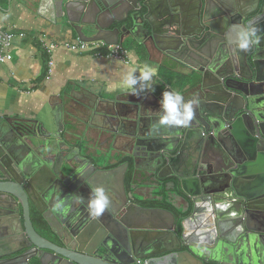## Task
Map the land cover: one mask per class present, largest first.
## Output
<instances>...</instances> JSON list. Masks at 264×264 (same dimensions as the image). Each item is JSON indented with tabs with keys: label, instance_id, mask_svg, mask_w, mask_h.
<instances>
[{
	"label": "water",
	"instance_id": "obj_1",
	"mask_svg": "<svg viewBox=\"0 0 264 264\" xmlns=\"http://www.w3.org/2000/svg\"><path fill=\"white\" fill-rule=\"evenodd\" d=\"M22 1L79 42L123 46L132 38L147 52L150 41L162 45V64L187 78V100L199 103L187 124H165L161 95L156 118L121 138L133 181L151 193L163 188L178 217L130 199L131 162L106 169L118 139L93 149L60 117L54 131L0 121V204L6 215L22 208L25 221L24 244L0 264H264V0ZM250 25L260 41L245 48ZM101 175H119V191ZM97 187L117 203L109 196L111 209L91 215ZM65 197L67 214L53 211ZM32 208L54 241L35 227ZM149 215L161 223L130 227Z\"/></svg>",
	"mask_w": 264,
	"mask_h": 264
},
{
	"label": "crops",
	"instance_id": "obj_2",
	"mask_svg": "<svg viewBox=\"0 0 264 264\" xmlns=\"http://www.w3.org/2000/svg\"><path fill=\"white\" fill-rule=\"evenodd\" d=\"M152 12V23L158 25V10L155 8ZM81 44L75 38L60 34L36 11L27 9L22 0H0V56L12 57L0 63V121L43 126L54 131L55 122L60 117L66 130L73 129L80 139L90 140L93 149L99 147L106 137L118 139L114 149L110 150L114 156L106 165V169H114L123 164L120 163L123 159L132 161L130 156H124L128 154L123 153L122 135L130 133L135 123L141 121L139 126L145 129L146 121L156 118L152 106L158 103L164 91H177L187 100V78L165 68L162 45L157 47L154 41L149 42L147 52L136 40L129 38L119 46L127 51L121 59L111 56L106 49L78 50ZM145 64L156 69L152 80L154 90L132 94L123 83L124 76L132 69H136L138 76ZM142 166L145 168L146 165ZM128 172L125 184L130 199L144 205L153 200L168 202L161 189L156 188L151 193L148 188H141L145 187L143 184L133 180L128 187ZM98 178L105 184L108 181L110 188L119 191V175ZM106 193L116 202L113 194ZM2 207L0 204V256L5 255L3 257L7 259L9 251L24 244L19 233L25 221L22 208L12 216L6 215L8 209ZM36 212L32 208L35 227L43 232L44 237L54 241L52 233L49 235L39 226L40 222H35ZM141 218L134 217L130 227L146 231L151 229L153 222L161 223L155 217L150 220V215L149 219Z\"/></svg>",
	"mask_w": 264,
	"mask_h": 264
},
{
	"label": "clouds",
	"instance_id": "obj_3",
	"mask_svg": "<svg viewBox=\"0 0 264 264\" xmlns=\"http://www.w3.org/2000/svg\"><path fill=\"white\" fill-rule=\"evenodd\" d=\"M258 29L251 25L244 33L242 46L248 47L255 38V42L259 43L260 37L257 34ZM156 75V69L148 64L139 71L137 76L136 69H132L124 76L123 83L132 90V94L139 95L146 90H154L152 85L153 77ZM139 85V87H137ZM161 107L163 115L162 123L183 125L187 124L193 117L195 107L198 106V99L185 100L183 95L177 91H164L162 94ZM83 174V170H80ZM67 198L60 199L54 206L53 211L67 214L68 207L66 204ZM89 211L91 215H100L106 210H110L112 201L102 187H97L91 193L88 201Z\"/></svg>",
	"mask_w": 264,
	"mask_h": 264
},
{
	"label": "built area",
	"instance_id": "obj_4",
	"mask_svg": "<svg viewBox=\"0 0 264 264\" xmlns=\"http://www.w3.org/2000/svg\"><path fill=\"white\" fill-rule=\"evenodd\" d=\"M106 49L108 50L109 54L115 58L121 59L123 56L127 55V51H123L119 46H107L104 43H83L78 47V50L86 51L89 49ZM101 55V54H99ZM11 56H0V63L5 62L6 60H11ZM52 65V63H51Z\"/></svg>",
	"mask_w": 264,
	"mask_h": 264
},
{
	"label": "trees",
	"instance_id": "obj_5",
	"mask_svg": "<svg viewBox=\"0 0 264 264\" xmlns=\"http://www.w3.org/2000/svg\"><path fill=\"white\" fill-rule=\"evenodd\" d=\"M4 1H6V0H4ZM126 161L127 162L128 161L131 162L130 170H129L128 174H127V185H128V187H130L131 186V183H132V180H133L134 167H133V164H132L131 159H123L122 162H120V163H124ZM161 193L165 194L164 191H163V188L161 189ZM145 206H147V207H160V208H165V209H169V210L175 211L178 214V212L176 211V208H174L173 205H171L170 203H168L167 201H164V200L163 201L153 200L150 203H146ZM34 219H35V222L37 224H38V222H40V219H39V217H38L37 214H34ZM39 224H40L39 226H42L41 223H39ZM41 233L43 234V232H41Z\"/></svg>",
	"mask_w": 264,
	"mask_h": 264
},
{
	"label": "flooded vegetation",
	"instance_id": "obj_6",
	"mask_svg": "<svg viewBox=\"0 0 264 264\" xmlns=\"http://www.w3.org/2000/svg\"><path fill=\"white\" fill-rule=\"evenodd\" d=\"M177 217H178V214H177ZM109 225H110V222H109Z\"/></svg>",
	"mask_w": 264,
	"mask_h": 264
},
{
	"label": "bare ground",
	"instance_id": "obj_7",
	"mask_svg": "<svg viewBox=\"0 0 264 264\" xmlns=\"http://www.w3.org/2000/svg\"><path fill=\"white\" fill-rule=\"evenodd\" d=\"M43 235V234H42ZM43 236H45V235H43Z\"/></svg>",
	"mask_w": 264,
	"mask_h": 264
}]
</instances>
